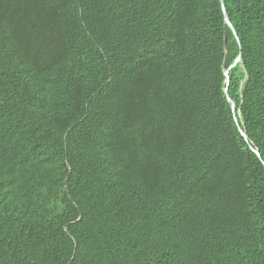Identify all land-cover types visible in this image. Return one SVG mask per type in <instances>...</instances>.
Returning <instances> with one entry per match:
<instances>
[{"label": "trees", "instance_id": "1", "mask_svg": "<svg viewBox=\"0 0 264 264\" xmlns=\"http://www.w3.org/2000/svg\"><path fill=\"white\" fill-rule=\"evenodd\" d=\"M223 4L239 44L220 0H0V264H264V0Z\"/></svg>", "mask_w": 264, "mask_h": 264}, {"label": "water", "instance_id": "2", "mask_svg": "<svg viewBox=\"0 0 264 264\" xmlns=\"http://www.w3.org/2000/svg\"><path fill=\"white\" fill-rule=\"evenodd\" d=\"M220 4H221V9H222V12H223V17H224V22L225 24L229 27V29L231 30L233 36L235 37L237 43L239 44V41H238V38H237V35L232 27V25L230 24L229 22V19H228V16L226 15V12H225V7H224V4H223V0H220ZM241 62V53L239 52L238 56L236 57V59L234 60V62L227 68L224 70V76H225V89H224V92H225V96L227 98V101L230 105V108L232 110V112L234 113V110H235V104L232 100L229 99L228 95H227V86L229 84V77H228V72L229 70H231L232 68H234L237 64H239ZM234 121L235 123H237V119L234 117ZM237 127H238V131L240 133V135L246 139V136H245V133L244 131L240 128V126L237 124ZM250 150L258 157L260 158L259 156V152L257 150H255V148H253L251 145L249 146Z\"/></svg>", "mask_w": 264, "mask_h": 264}]
</instances>
